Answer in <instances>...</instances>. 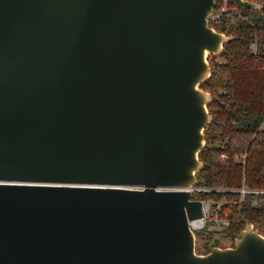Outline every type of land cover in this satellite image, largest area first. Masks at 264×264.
I'll return each mask as SVG.
<instances>
[{
    "label": "water",
    "instance_id": "water-1",
    "mask_svg": "<svg viewBox=\"0 0 264 264\" xmlns=\"http://www.w3.org/2000/svg\"><path fill=\"white\" fill-rule=\"evenodd\" d=\"M214 4L0 0V264H264L252 222L206 252L190 224Z\"/></svg>",
    "mask_w": 264,
    "mask_h": 264
},
{
    "label": "trees",
    "instance_id": "trees-1",
    "mask_svg": "<svg viewBox=\"0 0 264 264\" xmlns=\"http://www.w3.org/2000/svg\"><path fill=\"white\" fill-rule=\"evenodd\" d=\"M259 7L239 6L233 0H215L209 23L230 34L219 52H210V75L201 85L210 90L211 121L199 156L194 196L221 202L220 215L229 222L208 221L197 228L200 252L214 245L232 244L246 223L264 232V0ZM223 152L228 156L224 157Z\"/></svg>",
    "mask_w": 264,
    "mask_h": 264
},
{
    "label": "built area",
    "instance_id": "built-area-1",
    "mask_svg": "<svg viewBox=\"0 0 264 264\" xmlns=\"http://www.w3.org/2000/svg\"><path fill=\"white\" fill-rule=\"evenodd\" d=\"M264 124V121H263ZM222 155L224 157L228 156L226 152H223ZM206 189L207 186H201L196 184L193 189ZM239 190L242 191V193H245L248 190H256V191H264V188H249L245 184L239 187ZM203 203V215L200 217H196L190 220L191 226L196 230L197 228H200L204 226L208 221H211L216 226H223L226 225L229 222V218L227 216H221L220 215V206L221 202L217 203V207L213 205V199L210 197H203L202 198Z\"/></svg>",
    "mask_w": 264,
    "mask_h": 264
}]
</instances>
